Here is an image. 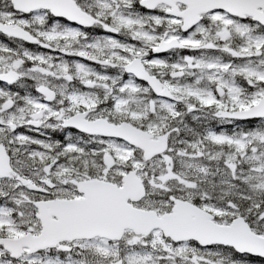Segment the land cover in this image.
Wrapping results in <instances>:
<instances>
[{
    "label": "snow or ice",
    "instance_id": "snow-or-ice-1",
    "mask_svg": "<svg viewBox=\"0 0 264 264\" xmlns=\"http://www.w3.org/2000/svg\"><path fill=\"white\" fill-rule=\"evenodd\" d=\"M0 264H264V0H0Z\"/></svg>",
    "mask_w": 264,
    "mask_h": 264
}]
</instances>
